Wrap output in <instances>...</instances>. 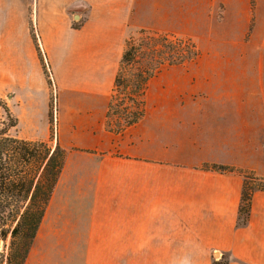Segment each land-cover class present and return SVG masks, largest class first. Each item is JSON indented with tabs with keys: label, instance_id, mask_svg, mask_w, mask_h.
Segmentation results:
<instances>
[{
	"label": "crops",
	"instance_id": "crops-1",
	"mask_svg": "<svg viewBox=\"0 0 264 264\" xmlns=\"http://www.w3.org/2000/svg\"><path fill=\"white\" fill-rule=\"evenodd\" d=\"M0 1L4 20L15 12L22 64L37 50L34 27L57 88L56 138L66 150L24 264H264V190H253L247 222L238 225L244 177L202 167L264 178V75L194 81L185 72L167 81L162 74L183 65L162 67L145 91L156 105L143 125L113 133L104 121L125 35L142 26L168 33L183 20V0ZM141 10L158 13L165 30L139 23ZM33 66L42 85L43 71ZM40 94L44 125L29 113L32 124L17 137L49 138V97Z\"/></svg>",
	"mask_w": 264,
	"mask_h": 264
},
{
	"label": "rangeland",
	"instance_id": "rangeland-1",
	"mask_svg": "<svg viewBox=\"0 0 264 264\" xmlns=\"http://www.w3.org/2000/svg\"><path fill=\"white\" fill-rule=\"evenodd\" d=\"M183 4V20H178L177 25H167L168 33L166 31L156 33L145 26L131 29L125 35L123 49L126 41L131 39L134 45H139L141 49L147 47L150 49L151 46H154L161 51L164 43L160 39H155V44L146 43L144 38L150 35L167 36L169 42L172 40L189 42L197 53L196 58L183 64L182 67H177V70H179L177 73L169 70L165 71L162 76L167 81L171 80L172 76L181 75L185 72H189L194 81L204 80L207 76L226 74L264 75V0H183ZM2 5H4V11H1ZM9 11L11 12L4 20L6 6L0 1V100L17 117V125L10 128L8 132L13 136H17L19 130L23 131L29 128V125L32 124L29 113H32V118L37 122L35 123L37 126L44 125L45 100L44 96L40 94L43 92L48 94L49 110L52 113L51 123L49 122V138L43 141H47L53 149L58 141L56 138L55 112L57 88L51 76V69L40 48V51L36 50L29 57L27 56L28 59L25 56V64H22L21 53L23 52L19 51L17 43L21 36L15 33V12L14 10ZM138 14L140 15L137 16L139 23L143 19L151 20L157 25L160 23V26H163V30H165L158 13L152 12L148 15V13L146 14L141 10ZM7 19L11 24L5 27L2 23H4L3 20L6 21ZM29 30L35 45V41L38 43V38L31 22L29 23ZM158 56L157 58L160 60L161 58ZM33 60L36 67L38 65L39 69L43 71L42 85L38 77L35 76ZM126 72L128 74L130 71L126 70ZM212 80L214 79H210V81ZM215 85L217 84L214 82L210 83L211 87ZM149 93L144 96L146 111L156 105V99H151L152 94L149 95ZM95 117L99 119L101 112H98ZM19 118L21 119L20 125L18 124ZM3 122H7V119L0 105V127L3 126ZM141 125H143V122L137 128ZM128 129L127 133L136 128ZM249 182L254 185L257 184L253 180ZM12 205L16 206L17 203L13 201ZM14 226L15 221L12 223L8 221L4 226L7 231L5 237L0 238L2 264H7L6 258L11 242V231Z\"/></svg>",
	"mask_w": 264,
	"mask_h": 264
},
{
	"label": "trees",
	"instance_id": "trees-1",
	"mask_svg": "<svg viewBox=\"0 0 264 264\" xmlns=\"http://www.w3.org/2000/svg\"><path fill=\"white\" fill-rule=\"evenodd\" d=\"M159 37L150 35L144 39L149 44H155L154 40L160 39L164 43L161 51L154 46L141 49L131 39L126 41L107 104L106 130L118 134L141 124L146 113L144 96L149 80L162 67L183 65L196 58L197 53L189 42H169L167 36ZM35 46L40 51L36 41ZM157 56L161 59L158 60ZM126 70L130 72L127 74ZM0 105L7 119L0 127V238L5 237L7 231L4 226L7 222L15 221L6 263L24 264L64 165L66 150L58 141L51 149L47 141L26 140L11 135L8 131L17 125V117L1 100ZM51 118L49 110L50 123ZM202 167L242 174L244 180L237 224L245 225L250 213L251 194L254 189L264 190V178L227 165L205 163ZM250 180L257 184L250 183ZM13 201L17 203L16 206L12 205ZM2 257L0 253V264Z\"/></svg>",
	"mask_w": 264,
	"mask_h": 264
}]
</instances>
